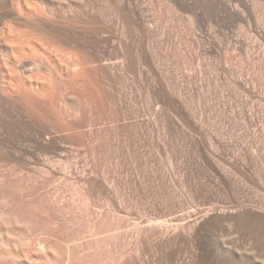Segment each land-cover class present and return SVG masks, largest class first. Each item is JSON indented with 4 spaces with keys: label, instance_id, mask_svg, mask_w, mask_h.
Listing matches in <instances>:
<instances>
[{
    "label": "rangeland",
    "instance_id": "374dc122",
    "mask_svg": "<svg viewBox=\"0 0 264 264\" xmlns=\"http://www.w3.org/2000/svg\"><path fill=\"white\" fill-rule=\"evenodd\" d=\"M24 1L67 53L0 98V264H264V0Z\"/></svg>",
    "mask_w": 264,
    "mask_h": 264
},
{
    "label": "bare ground",
    "instance_id": "6f19581e",
    "mask_svg": "<svg viewBox=\"0 0 264 264\" xmlns=\"http://www.w3.org/2000/svg\"><path fill=\"white\" fill-rule=\"evenodd\" d=\"M20 1H22V0H20ZM24 1V0H23ZM29 2H31L30 0H28ZM25 2V1H24ZM18 3H19V0H18ZM17 3V4H18ZM27 3V2H26ZM26 3H25V5H26ZM34 4V3H33ZM21 5V4H20ZM27 5H28V3H27ZM27 5H26V7H27ZM30 5V4H29ZM32 5V4H31ZM42 6V5H41ZM20 7V6H19ZM30 7V6H29ZM32 7V6H31ZM36 7H37V5H36ZM28 8V7H27ZM34 8V7H33ZM42 8V7H41ZM6 9V7L4 8V10ZM30 9H32V8H30ZM30 9L28 8V10L30 11ZM3 10V11H4ZM7 10V9H6ZM6 10H5V12H6ZM35 11V9H32V11ZM37 11H40V9L38 8V9H36ZM2 12V11H1ZM9 12V11H8ZM7 12V14H9ZM12 12V11H11ZM36 12V11H35ZM32 13V12H31ZM39 13H42L41 11L39 12ZM24 14V13H23ZM38 13H35L33 16H35V15H37ZM4 15H6V14H4ZM19 15V14H18ZM20 15H22L21 13H20ZM25 15V14H24ZM3 16V15H2ZM7 16V15H6ZM29 16V15H28ZM26 17V18H29V17ZM38 16V15H37ZM30 17H32V15L30 16ZM24 18V17H23ZM35 18V17H34ZM0 20H1V18H0ZM29 20H31V19H29ZM34 20V19H33ZM37 26V25H36ZM42 27V26H41ZM38 28V27H37ZM39 28H40V26H39ZM6 30V29H5ZM5 30L4 31H1V33L2 34H4V32H5ZM9 30V34H12L13 33V30L12 29H8ZM12 32H11V31ZM37 31V30H36ZM11 32V33H10ZM15 32V31H14ZM27 32V31H26ZM25 32V34H22V33H24V31L23 32H19V37H21V35H22V38H23V40L22 39H18V38H16V36H18V35H16L15 33H13V34H15V36L13 37V38H16V40L15 39H13V38H10L11 36H13V35H7V36H10V37H7V36H5V35H3V36H5V38L7 37V39H11L10 41L11 42H13V44L15 45L16 43H17V45L16 46H11V48H10V50L8 49V54L7 53H4L3 52V50L1 51L0 50V98L2 97V96H10L9 98H12L13 96V94H15L16 95V97L18 96V94L20 93V92H22V87H23V91H24V89H25V92H27L26 91V88L28 87V85H26L27 87L25 88V84H26V82H20V81H22V79L24 78H22V79H17V77L15 76V73L16 72H14V68H15V71H16V68H18V70L17 71H21V72H25V71H30L31 70V72H32V70H33V68L35 67V68H39V64L36 62V63H34V62H32L34 59L33 58H35L36 57V55L38 56V54H35L34 52H39L40 50V52L42 53V51H43V54H44V52L48 49L49 50V48L47 47V46H49L50 44L49 43H45L44 41H43V43H45V44H47V46H45V44H42L41 43V47L43 46V48L41 49V48H39V46L37 47H35V45L37 44V43H40V42H42L41 40H39V38H38V36H37V38H38V42L37 41H35V40H37L36 39V33H32L33 34V36H35V39H34V41L36 42V44H33V39H30V35H32V34H29V37L28 38H26L25 39V37L26 36H24V35H27L28 36V32L26 33ZM31 32V31H30ZM20 33H21V35H20ZM40 36H42L41 35V33H38ZM0 36H2V35H0ZM2 36V37H3ZM33 36H31V37H33ZM2 39V41L0 40V45H4V43H3V40L5 41L6 39ZM34 38V37H33ZM1 39V38H0ZM40 39H42V38H40ZM8 40V41H9ZM31 40H32V42H31ZM43 40V39H42ZM8 41H6V43H8ZM16 41V42H15ZM11 42H9V43H11ZM34 42V43H35ZM33 44V45H32ZM12 45V44H11ZM10 46V45H9ZM51 46V45H50ZM55 46V45H54ZM8 47V46H7ZM52 47H53V45H52ZM45 48H47V49H45ZM0 49H1V47H0ZM53 49H54V47H53ZM53 49H51V50H53ZM55 49H56V46H55ZM60 48H57V50H59ZM57 50H53L55 53H56V51ZM29 51V53L30 54H27V52ZM31 51V52H30ZM50 51V50H49ZM53 51H50L51 53L50 54H48V56L47 57H52L51 56V54L53 53L54 54V52ZM47 53H48V51H46ZM45 52V53H46ZM61 51H58L56 54L58 55H54V58H60L61 60H59V62L60 61H62V59H64L66 56H62L64 53L63 52H65V51H63V52H61ZM70 52V51H69ZM47 53H46V55H47ZM59 53V54H58ZM63 53V54H62ZM66 53L67 52H65V54L64 55H66ZM71 53V52H70ZM61 54V57H59V55ZM35 55V57H33ZM70 55V54H69ZM72 55H73V52H72ZM44 56H45V54H44ZM56 56V57H55ZM71 56V55H70ZM41 57V56H40ZM50 57H49V59H50ZM63 57V58H62ZM68 57V56H67ZM42 58H44L43 56H42ZM53 58V57H52ZM72 58V57H71ZM33 59V60H32ZM48 59V60H49ZM70 59V58H69ZM47 61V58L45 59L44 58V61ZM53 60H55V59H53ZM53 60H51V62L53 61ZM66 60V59H65ZM65 60H63V63H65L64 61ZM67 60H68V58H67ZM36 61V60H35ZM45 61V62H46ZM26 62V63H25ZM38 62H39V60H38ZM48 62V61H47ZM46 62V63H47ZM50 62V61H49ZM59 62H58V64H59ZM43 63V62H42ZM62 63V62H61ZM72 63H73V61H72ZM71 63V64H72ZM37 65V67H36V65ZM41 64V63H40ZM50 64V63H49ZM67 64V63H66ZM70 64V62L68 63V65ZM42 65V64H41ZM40 65V66H41ZM64 64H62V66H63ZM67 65V66H68ZM74 66V65H73ZM69 67V66H68ZM19 68H20V70H19ZM37 68V69H38ZM36 69V70H37ZM41 69V68H40ZM56 69V68H55ZM59 70V69H58ZM21 72H19V73H21ZM30 72V75H32V73ZM34 72V71H33ZM62 72V71H61ZM18 73V72H17ZM18 73V74H19ZM35 73V72H34ZM38 73V72H37ZM36 73V74H37ZM26 74V73H25ZM21 75H24V73H22V74H20V76ZM29 75V74H28ZM34 75V74H33ZM60 75V74H59ZM18 77H19V75H17ZM25 76V75H24ZM61 76V75H60ZM26 77H27V75H26ZM30 76H28L27 78H29ZM33 77V76H32ZM31 77V78H32ZM35 77V76H34ZM33 77V78H34ZM39 77V76H38ZM21 78V77H20ZM25 79V78H24ZM35 79H36V77H35ZM37 80H38V78H37ZM23 81H25V80H23ZM32 81V80H31ZM31 81H30V83H31ZM29 82V81H28ZM38 82V81H37ZM46 82V81H45ZM22 83H25V84H22ZM34 83L36 84V80L34 81ZM65 83V82H64ZM22 84V85H21ZM28 84V83H27ZM33 84V83H32ZM34 84V85H35ZM43 84V83H42ZM41 84V85H42ZM31 87H32V85L31 84H29ZM38 84H36V86H37ZM44 85V84H43ZM42 85V86H43ZM29 86V87H30ZM36 86H35V88H36ZM28 87V89H31V87L29 88ZM48 87V86H47ZM34 88V87H33ZM46 88V87H45ZM45 88H43V91H44V89ZM34 90V89H33ZM32 90V91H33ZM36 90V89H35ZM34 90V91H35ZM32 91H30V93H32ZM47 92V91H46ZM18 93V94H17ZM39 93V92H38ZM22 94H24V93H22ZM27 94L29 95V90H28V93H26V94H24V96L26 95L27 96ZM35 94V93H34ZM51 94V93H50ZM49 94V95H50ZM14 95V96H15ZM20 95H21V93L19 94V97L18 98H23L24 96H22L21 95V97H20ZM33 95V94H32ZM5 96V97H6ZM12 96V97H11ZM25 96V97H26ZM51 96H53V94L51 95ZM7 97V98H8ZM28 97V96H27ZM27 97H26V99H27ZM3 98V97H2ZM14 98V97H13ZM29 98V97H28ZM25 99V100H26ZM30 99V98H29ZM28 99V100H29ZM21 100V99H20ZM22 100H24V98L22 99ZM22 100H21V102H22ZM19 101V100H18ZM32 101V100H31ZM23 102H25V101H23ZM32 103V102H31ZM25 104V106H26V104H29V101H27L26 103H24ZM32 105V104H31ZM31 105H30V107H31ZM27 107H28V110L29 109H33V106L31 107V108H29V105H27L26 106V109H27ZM36 109V108H35ZM27 110V111H28Z\"/></svg>",
    "mask_w": 264,
    "mask_h": 264
}]
</instances>
